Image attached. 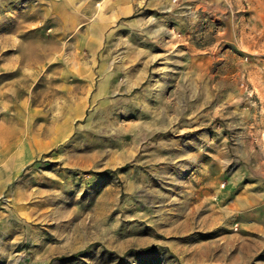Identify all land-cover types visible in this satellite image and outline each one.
I'll return each mask as SVG.
<instances>
[{"label": "rangeland", "instance_id": "1", "mask_svg": "<svg viewBox=\"0 0 264 264\" xmlns=\"http://www.w3.org/2000/svg\"><path fill=\"white\" fill-rule=\"evenodd\" d=\"M167 1L87 76L0 12V120L44 138L3 182L0 264H264V0Z\"/></svg>", "mask_w": 264, "mask_h": 264}, {"label": "crops", "instance_id": "2", "mask_svg": "<svg viewBox=\"0 0 264 264\" xmlns=\"http://www.w3.org/2000/svg\"><path fill=\"white\" fill-rule=\"evenodd\" d=\"M170 10L167 0H0V12L17 13L21 19L26 14L31 17L27 27L21 25L20 34L14 31L20 37L30 31L28 38L20 39L21 50L23 44L36 46L31 60H40L43 54L38 45H56L52 59L66 66L68 75L73 76H87L97 67L87 61L88 56L101 53L110 39H124L125 31L134 37L140 29L152 28L157 13L164 14L160 21L165 27V14ZM61 46H67V52ZM25 54L20 53L22 59H27ZM43 140L34 129L23 132L16 123L0 120V191L3 182L12 181L44 153Z\"/></svg>", "mask_w": 264, "mask_h": 264}]
</instances>
